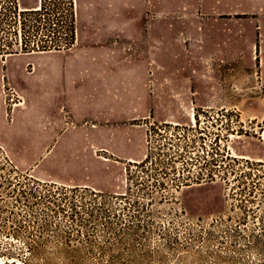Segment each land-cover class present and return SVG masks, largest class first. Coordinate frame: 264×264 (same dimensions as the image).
<instances>
[{
    "label": "rangeland",
    "instance_id": "374dc122",
    "mask_svg": "<svg viewBox=\"0 0 264 264\" xmlns=\"http://www.w3.org/2000/svg\"><path fill=\"white\" fill-rule=\"evenodd\" d=\"M113 29L132 114L77 122L40 80ZM0 264H264V0H0Z\"/></svg>",
    "mask_w": 264,
    "mask_h": 264
},
{
    "label": "crops",
    "instance_id": "0c3cea01",
    "mask_svg": "<svg viewBox=\"0 0 264 264\" xmlns=\"http://www.w3.org/2000/svg\"><path fill=\"white\" fill-rule=\"evenodd\" d=\"M207 26H209V23ZM102 36L100 40L105 42L106 47L100 46L98 49L79 55L76 62L69 61L68 75L65 79H59V81L58 79L55 81L41 79L40 86L43 88L42 92H45V89L47 91L49 88L56 90L58 83L64 81L63 94L53 96L52 100L55 102L54 106L56 103L66 105L77 122L93 120L101 124L119 125V115L132 114L133 110V104L124 101L130 98L119 99V57L123 56V53L119 51V40L116 41L119 30H107ZM113 37H115L114 40H112ZM199 37L198 46L200 51L198 54L200 56L216 53L218 42H223L221 39L226 38L227 43L230 41L227 35L217 36L204 33V31L201 32ZM110 42L111 44L107 45ZM166 47H170L167 55V57H170L176 50L172 49L173 46L170 43ZM77 64H79L78 67ZM200 66L202 67L201 64ZM199 73L201 72L199 71L197 75ZM30 84L32 85L34 82H30ZM47 100H49L47 97L42 96L40 103L45 106ZM107 130L111 131V135L105 137L107 144L100 143L98 145L93 143L91 145L94 147L118 145L119 127H112ZM91 141L93 140L90 139Z\"/></svg>",
    "mask_w": 264,
    "mask_h": 264
},
{
    "label": "built area",
    "instance_id": "2783aa9c",
    "mask_svg": "<svg viewBox=\"0 0 264 264\" xmlns=\"http://www.w3.org/2000/svg\"><path fill=\"white\" fill-rule=\"evenodd\" d=\"M21 39V38H20ZM20 46L21 47H23V48H25V49H27L28 48V45H27V43L26 42H23V41H21V44H20ZM159 130V129H158ZM159 132H161V130H159ZM211 160H212V158H211Z\"/></svg>",
    "mask_w": 264,
    "mask_h": 264
},
{
    "label": "bare ground",
    "instance_id": "6f19581e",
    "mask_svg": "<svg viewBox=\"0 0 264 264\" xmlns=\"http://www.w3.org/2000/svg\"><path fill=\"white\" fill-rule=\"evenodd\" d=\"M192 120H193V121H195V118H194V117H192Z\"/></svg>",
    "mask_w": 264,
    "mask_h": 264
}]
</instances>
